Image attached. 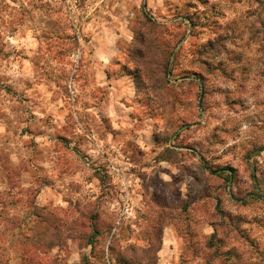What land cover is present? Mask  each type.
I'll return each instance as SVG.
<instances>
[{"label": "rangeland", "instance_id": "1", "mask_svg": "<svg viewBox=\"0 0 264 264\" xmlns=\"http://www.w3.org/2000/svg\"><path fill=\"white\" fill-rule=\"evenodd\" d=\"M0 264H264V0H0Z\"/></svg>", "mask_w": 264, "mask_h": 264}, {"label": "trees", "instance_id": "2", "mask_svg": "<svg viewBox=\"0 0 264 264\" xmlns=\"http://www.w3.org/2000/svg\"><path fill=\"white\" fill-rule=\"evenodd\" d=\"M54 231L57 233V234H60L59 233V229L57 228H54ZM89 241H91L92 242V240H88V242ZM91 242H89V243H91ZM60 245H62V243H61V240H59L58 242H56V243H53V242H49L48 244H44L43 242L40 244V242H38V243H36L35 245H34V249L36 250L37 248H42V247H47L48 249L50 248H53V246L54 247H57V246H60Z\"/></svg>", "mask_w": 264, "mask_h": 264}]
</instances>
